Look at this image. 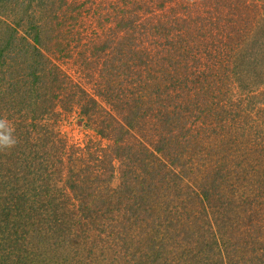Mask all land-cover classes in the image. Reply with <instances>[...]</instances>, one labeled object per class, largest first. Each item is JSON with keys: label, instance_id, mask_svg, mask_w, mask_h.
<instances>
[{"label": "trees", "instance_id": "16d2710c", "mask_svg": "<svg viewBox=\"0 0 264 264\" xmlns=\"http://www.w3.org/2000/svg\"><path fill=\"white\" fill-rule=\"evenodd\" d=\"M0 117V264H264V0H0Z\"/></svg>", "mask_w": 264, "mask_h": 264}, {"label": "clouds", "instance_id": "9594fccd", "mask_svg": "<svg viewBox=\"0 0 264 264\" xmlns=\"http://www.w3.org/2000/svg\"><path fill=\"white\" fill-rule=\"evenodd\" d=\"M18 143L12 122L6 117H0V152H11Z\"/></svg>", "mask_w": 264, "mask_h": 264}, {"label": "rangeland", "instance_id": "374dc122", "mask_svg": "<svg viewBox=\"0 0 264 264\" xmlns=\"http://www.w3.org/2000/svg\"><path fill=\"white\" fill-rule=\"evenodd\" d=\"M65 67L67 68H72L74 66H72L71 63L66 64ZM75 69V68H74ZM61 129H63V132L67 135H69L72 139V141H82V140H88L89 137H95V133L83 126H81V123L78 121H73V122H68V121H64L61 125ZM104 143L106 144V141L104 140ZM118 183V180H115V184Z\"/></svg>", "mask_w": 264, "mask_h": 264}]
</instances>
